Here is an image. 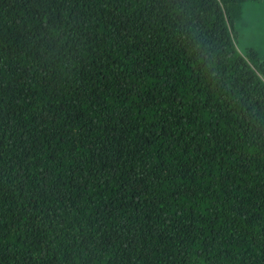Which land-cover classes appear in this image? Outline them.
Here are the masks:
<instances>
[{"label":"trees","instance_id":"trees-1","mask_svg":"<svg viewBox=\"0 0 264 264\" xmlns=\"http://www.w3.org/2000/svg\"><path fill=\"white\" fill-rule=\"evenodd\" d=\"M258 0H0V264H264Z\"/></svg>","mask_w":264,"mask_h":264},{"label":"rangeland","instance_id":"rangeland-1","mask_svg":"<svg viewBox=\"0 0 264 264\" xmlns=\"http://www.w3.org/2000/svg\"><path fill=\"white\" fill-rule=\"evenodd\" d=\"M238 46L243 52L255 49L264 57V0L247 1L236 23Z\"/></svg>","mask_w":264,"mask_h":264}]
</instances>
